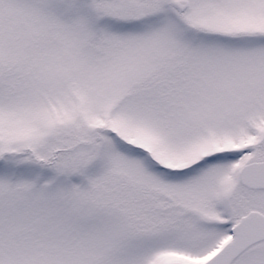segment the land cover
<instances>
[{
    "label": "snow or ice",
    "instance_id": "snow-or-ice-1",
    "mask_svg": "<svg viewBox=\"0 0 264 264\" xmlns=\"http://www.w3.org/2000/svg\"><path fill=\"white\" fill-rule=\"evenodd\" d=\"M0 264H264V0H0Z\"/></svg>",
    "mask_w": 264,
    "mask_h": 264
}]
</instances>
